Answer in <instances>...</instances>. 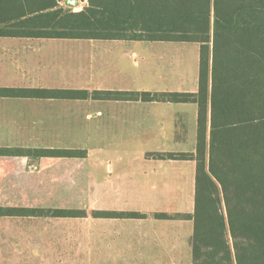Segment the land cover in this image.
<instances>
[{
	"label": "crops",
	"instance_id": "1",
	"mask_svg": "<svg viewBox=\"0 0 264 264\" xmlns=\"http://www.w3.org/2000/svg\"><path fill=\"white\" fill-rule=\"evenodd\" d=\"M88 5L89 0H62L59 6L81 10ZM171 42L175 41L0 37V86L197 92L199 75L194 86L181 87L176 73L171 72L180 57L167 44ZM198 112L195 102L0 97V147L86 146L72 142L71 132L85 130L93 120L95 170L88 176L93 210L144 216H41L55 218L51 222L62 227L63 235H70L71 222L88 228L77 234L90 235L94 255L104 261L101 264H192L194 221L183 215L195 210L197 162L154 154L195 153ZM88 156L87 150L86 156L73 158ZM48 158L70 156L0 155V206L70 209L63 203L52 207L22 203V196L37 193L40 176L21 170L22 161ZM58 173L61 181L56 183L54 173L45 174L43 188L68 191V173ZM159 213L169 217H157ZM37 216H0V258H7V243L31 242L32 235L36 239L37 221L32 218Z\"/></svg>",
	"mask_w": 264,
	"mask_h": 264
},
{
	"label": "trees",
	"instance_id": "2",
	"mask_svg": "<svg viewBox=\"0 0 264 264\" xmlns=\"http://www.w3.org/2000/svg\"><path fill=\"white\" fill-rule=\"evenodd\" d=\"M0 0V37L121 38L199 42L197 92L0 86V97L165 101L198 104L192 264H264V0ZM86 156L85 149L0 147V155ZM86 217L83 209L0 206V216ZM97 217H143L93 210ZM157 217L167 218L159 213Z\"/></svg>",
	"mask_w": 264,
	"mask_h": 264
},
{
	"label": "rangeland",
	"instance_id": "3",
	"mask_svg": "<svg viewBox=\"0 0 264 264\" xmlns=\"http://www.w3.org/2000/svg\"><path fill=\"white\" fill-rule=\"evenodd\" d=\"M172 49H175L176 56L180 55L176 62L175 69L179 86L191 87L198 82L200 43L199 42H171ZM163 72V70H162ZM165 73V71L163 72ZM166 74H169L166 71ZM152 91V90H151ZM156 92V91H152ZM94 121L90 120L86 124V129L78 132H71V139L74 143H85L86 146L70 147L73 149H85L89 151V156L85 158H53L43 159L39 162L23 160L21 170L38 173L39 189L37 193L22 196V203L37 204L39 207H52L58 204H65L74 209H83L88 212L90 218L93 217L94 193L90 182L95 170L93 157V132ZM82 138V140L80 139ZM88 146V147H87ZM65 171L69 175V190L60 191L54 189L48 191L43 188L47 180L45 174L54 173V183L60 182L58 172ZM42 186V187H41ZM61 188V187H60ZM86 208V209H85ZM71 217L70 219H73ZM35 219L38 235L32 241L24 240L21 244H6V257L0 258V264H101L104 262L98 259L93 252V243L89 234L78 235V230H87L84 226L76 222H71L69 228L70 235L61 233L62 227L51 222L55 218L50 216H37ZM85 229V230H84ZM33 230V229H32ZM18 251H14L15 249Z\"/></svg>",
	"mask_w": 264,
	"mask_h": 264
}]
</instances>
